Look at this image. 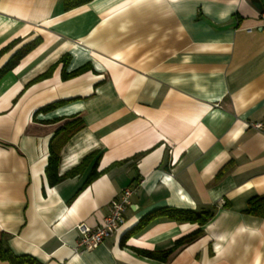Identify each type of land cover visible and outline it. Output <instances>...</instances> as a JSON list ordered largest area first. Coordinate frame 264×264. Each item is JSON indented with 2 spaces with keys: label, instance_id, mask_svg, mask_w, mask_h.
Masks as SVG:
<instances>
[{
  "label": "crops",
  "instance_id": "obj_1",
  "mask_svg": "<svg viewBox=\"0 0 264 264\" xmlns=\"http://www.w3.org/2000/svg\"><path fill=\"white\" fill-rule=\"evenodd\" d=\"M32 43L0 78V239L15 256L264 264V219L244 213L264 195V0H0V69ZM50 145L58 177L79 168L55 185ZM127 187L124 224L76 251V226L100 225ZM162 208L214 209L164 262L138 251L199 226L154 216L136 229Z\"/></svg>",
  "mask_w": 264,
  "mask_h": 264
},
{
  "label": "trees",
  "instance_id": "obj_2",
  "mask_svg": "<svg viewBox=\"0 0 264 264\" xmlns=\"http://www.w3.org/2000/svg\"><path fill=\"white\" fill-rule=\"evenodd\" d=\"M91 0H63V5L66 10L75 8L77 6H80L82 4H85L87 2H90ZM35 43V42H34ZM28 44L18 50L11 58L10 60L0 69V78L2 75H4L6 72L12 70L17 62L22 58V56L28 52L32 45L34 44ZM11 45L7 46L6 48L2 49L0 51V56L8 51L10 49ZM65 61V59H64ZM65 64V62L63 63ZM89 70L88 65H84L77 70L73 71L70 74H63L62 79H69L73 78L75 76H78L86 71ZM51 69H49L46 73L42 74L38 79L47 78L50 74ZM58 149L55 145L49 147V157H48V164L45 169V173L48 179V183L50 185H55L58 182L75 176L79 168L73 169L67 174H65L62 177H58L56 173V165L58 161ZM141 156L138 155L135 157V159L139 158ZM213 210L212 211H204V212H194L191 210H178V209H170V208H162L159 209L147 216H145L140 222L138 223L136 229H139L144 222L154 216H161L165 217L170 220H174L176 222H188V223H194L197 224L199 227L193 231L192 233L188 234L185 237H182L175 241L173 247L171 249H168L166 251H138V253L144 257L158 260L161 262H164L167 260V258L170 256V254L177 249L180 246H183L185 244H188L192 241H194L200 234L202 233V230L200 229L201 226L206 224V222L212 218L213 216ZM245 214L251 215L254 217L262 218L264 219V195H257L251 197L246 204V209L244 211ZM4 237L0 239V260L6 261L9 264H38L33 258L29 256H15L6 246L4 242Z\"/></svg>",
  "mask_w": 264,
  "mask_h": 264
},
{
  "label": "built area",
  "instance_id": "obj_3",
  "mask_svg": "<svg viewBox=\"0 0 264 264\" xmlns=\"http://www.w3.org/2000/svg\"><path fill=\"white\" fill-rule=\"evenodd\" d=\"M259 129L260 125H253ZM136 187H127L123 189L117 197L109 203L108 214L104 217L102 223L94 228L85 223H79L76 226L77 238L75 250L78 252H88L96 249L104 239L124 224V213L130 205V198L135 193Z\"/></svg>",
  "mask_w": 264,
  "mask_h": 264
}]
</instances>
